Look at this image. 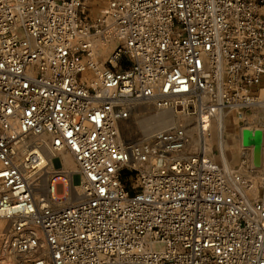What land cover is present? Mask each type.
<instances>
[{
	"label": "built area",
	"instance_id": "1",
	"mask_svg": "<svg viewBox=\"0 0 264 264\" xmlns=\"http://www.w3.org/2000/svg\"><path fill=\"white\" fill-rule=\"evenodd\" d=\"M91 1L0 0L9 251L21 264H264V187L249 198L253 184L187 152L185 127L145 141L120 127L152 106L195 118L210 138L221 111L244 121L264 108V0ZM92 37L118 41L94 84ZM44 135L73 156L83 199L59 207L32 193L50 168L44 141L29 140Z\"/></svg>",
	"mask_w": 264,
	"mask_h": 264
},
{
	"label": "rangeland",
	"instance_id": "2",
	"mask_svg": "<svg viewBox=\"0 0 264 264\" xmlns=\"http://www.w3.org/2000/svg\"><path fill=\"white\" fill-rule=\"evenodd\" d=\"M90 4L93 6H101L102 9L105 8V3L101 0H92ZM100 13L101 9H94L92 17H96ZM115 46L116 45L114 44V47H112L111 49L108 47V49L110 50H108V53H106V55L99 54L98 56H95L99 64H103L109 59ZM263 86L264 84H262L258 88H261ZM260 98H264V94L262 92L260 93ZM156 112L159 111H157L152 106L138 107L136 113L128 121L122 122L120 124L122 136L124 135V137L128 138L129 140L142 138L143 136H141L137 124V121L140 120V115L144 114L146 117ZM244 116L245 120L243 121L237 118L236 113L226 112L223 115L224 127L222 136L224 137L225 144L228 147L227 157L229 168H231V170L235 173L234 175L240 179V182L254 184V186H256V194H258L259 196L264 187V108L261 106L250 108L249 110L244 112ZM175 119L176 124L170 126L169 128L184 127L189 124L195 125V118L193 117H177L176 115ZM218 121L219 120L217 118L214 119L211 123L210 131L212 132V136L209 138V140H212L209 141L211 144L210 152L205 151V148L203 151L210 159L221 165L220 150L218 146V135L220 133L218 129ZM191 133V143L187 148V152H197L198 149L203 145L201 143L197 144L196 142V140L199 138L197 131L193 130ZM59 154L60 153H55L53 155L51 169H48L46 173L43 171L36 176H38L40 179V176L46 174L45 176H48V179L50 181H56V176H58V174L69 171L73 174L71 176L70 182L68 180L70 187L72 186V188H77L79 190L81 177L79 175L78 168L76 167L73 156L67 152L62 153L67 158V163L65 165L61 162ZM49 172L56 174H49ZM63 187L64 185L62 184L57 186L58 194H63ZM71 202L73 203L74 201L69 202L66 198H64V204L62 205ZM0 222L5 225L2 231H0V261L4 253H7L10 257H12L10 264H20L19 259L13 256V254L9 253V248L6 247V239L8 238L7 234L11 229L10 224H6L4 221Z\"/></svg>",
	"mask_w": 264,
	"mask_h": 264
},
{
	"label": "bare ground",
	"instance_id": "3",
	"mask_svg": "<svg viewBox=\"0 0 264 264\" xmlns=\"http://www.w3.org/2000/svg\"><path fill=\"white\" fill-rule=\"evenodd\" d=\"M90 42L92 44L91 57L84 62V65L88 66V71H87L88 73L85 74L84 78H86L89 83L94 84V83H98L100 80V77H99V74L97 73V70H102V68L104 67V64L107 62L106 61L103 64H99V62L96 60L95 56H98L99 54L106 55V53H108V50H110L112 47H114V44L116 45L118 43V41L117 40H102V39L97 38V37H92L90 39ZM112 43H114V44H112ZM108 47L110 49H108ZM91 64L96 67V70H92L90 68ZM224 114H225V112L221 111L220 114L217 116V118L219 120L218 121V123H219L218 129L220 131V133L218 135V146H219V150H220L221 165H223V167L227 171H231V168H229V165H228V157H227L228 147L225 144L224 137L222 136L223 135L222 134L223 133V127H224L223 126L224 125V123H223V115ZM140 116H141L140 120L137 121V124L139 127L140 134L143 137L140 139L139 138L136 139L137 141L138 140L139 141L148 140V138L152 134H154L156 132L167 130L170 126H173L176 124V119H175L176 115L171 111H159V112H156L152 115H148L146 117L144 114H142ZM177 117H178V115H177ZM184 127L186 128V132H187L189 137H191L190 134H192L191 132L193 130L197 131V133L199 135V138L196 140L197 144L201 143L203 146L201 145L202 147H200V148H202L203 150L205 148V151L210 152L211 144L209 141L212 139L209 140V137H207L208 135L206 133L199 131L196 121H195V125L189 124V125L184 126ZM202 135H204V136H202ZM44 136H46V135H44ZM44 136L34 137V138H31L29 141L30 142L38 141V140L44 141L43 146H42V149H43L42 151L44 154L45 163L47 165H49V168L51 169L52 168L51 167L52 157H53L54 153L50 149V144H49L50 137L49 136L44 137ZM123 138L126 141H134V140H129L128 138H125L124 135H123ZM30 146H32V145H27L26 148L30 147ZM64 152L65 151H60L59 158H60L61 162L66 165L67 158L62 154ZM45 175L40 176V182L39 183H32V185H31V191L36 198L45 197V198L50 199V200L56 199L58 203H55V205H58L59 207H63L66 205V204L62 205V204H64L63 203L64 198H66L69 202L70 201L76 202V201H79L80 199H83V195L81 193V187L78 190L77 188H72V186L70 187V184L68 183V180L70 182L71 176L73 175L72 172L68 171V172H62V173L58 174L56 181H50L48 179V176L46 177ZM29 178L30 179L33 178V175H30ZM60 184L64 185L62 195L57 193V186ZM39 193H41V194H39ZM242 193H246V195L249 198L250 197H253L254 199L257 198L256 186H254V184L252 185V187L249 190L242 191ZM4 227H5V225L2 222H0V231H2V229ZM7 240H8V238H7ZM6 247H8V244L6 245ZM9 253H11V252L9 251ZM11 260H12V257H10L7 253L6 254L4 253V255L0 261V264H10Z\"/></svg>",
	"mask_w": 264,
	"mask_h": 264
}]
</instances>
